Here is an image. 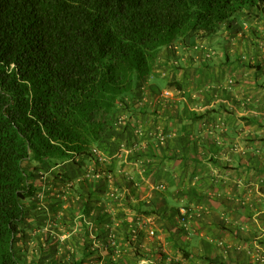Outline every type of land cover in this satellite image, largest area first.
Listing matches in <instances>:
<instances>
[{"label": "crops", "instance_id": "1", "mask_svg": "<svg viewBox=\"0 0 264 264\" xmlns=\"http://www.w3.org/2000/svg\"><path fill=\"white\" fill-rule=\"evenodd\" d=\"M145 88L103 160L46 166L27 248L52 249L46 264H264V9L164 49Z\"/></svg>", "mask_w": 264, "mask_h": 264}, {"label": "trees", "instance_id": "2", "mask_svg": "<svg viewBox=\"0 0 264 264\" xmlns=\"http://www.w3.org/2000/svg\"><path fill=\"white\" fill-rule=\"evenodd\" d=\"M251 8L264 0H0V264H28L17 245L46 166L93 156L164 49ZM40 247L33 264L53 257Z\"/></svg>", "mask_w": 264, "mask_h": 264}, {"label": "rangeland", "instance_id": "3", "mask_svg": "<svg viewBox=\"0 0 264 264\" xmlns=\"http://www.w3.org/2000/svg\"><path fill=\"white\" fill-rule=\"evenodd\" d=\"M28 218L30 219V217H28ZM27 224H28V222H27ZM33 224H34V227H36V228H39L41 226L40 222H37V221L36 222L34 221ZM46 232H48V231H46ZM30 234H32L33 237H35V232L34 231H31ZM24 239H23V241H24ZM24 242H25V245L24 246L21 245V244L17 245L18 249L20 250V255L23 257V259L25 261H28L27 262L28 264H33V263L36 262V260H38V258H41L40 253L39 252H36L35 254H32L33 253V249L32 248H27L29 242L26 239H25ZM18 253H19V251H18Z\"/></svg>", "mask_w": 264, "mask_h": 264}, {"label": "built area", "instance_id": "4", "mask_svg": "<svg viewBox=\"0 0 264 264\" xmlns=\"http://www.w3.org/2000/svg\"><path fill=\"white\" fill-rule=\"evenodd\" d=\"M92 152H93V154H94L95 156L98 157V159L103 160V157L101 156L100 151H99L98 148L94 147V148L92 149ZM182 212H183L184 217L186 218V215H187V211H186V209H183ZM185 218H184V220H185Z\"/></svg>", "mask_w": 264, "mask_h": 264}]
</instances>
